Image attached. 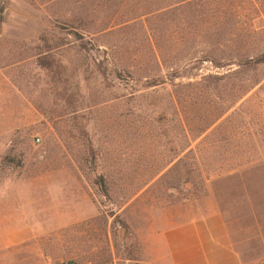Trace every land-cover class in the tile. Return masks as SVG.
Wrapping results in <instances>:
<instances>
[{"label": "rangeland", "instance_id": "1", "mask_svg": "<svg viewBox=\"0 0 264 264\" xmlns=\"http://www.w3.org/2000/svg\"><path fill=\"white\" fill-rule=\"evenodd\" d=\"M0 70V264H264V0H0Z\"/></svg>", "mask_w": 264, "mask_h": 264}, {"label": "crops", "instance_id": "2", "mask_svg": "<svg viewBox=\"0 0 264 264\" xmlns=\"http://www.w3.org/2000/svg\"><path fill=\"white\" fill-rule=\"evenodd\" d=\"M165 241L168 264H245L222 213L174 228L165 234Z\"/></svg>", "mask_w": 264, "mask_h": 264}, {"label": "built area", "instance_id": "3", "mask_svg": "<svg viewBox=\"0 0 264 264\" xmlns=\"http://www.w3.org/2000/svg\"><path fill=\"white\" fill-rule=\"evenodd\" d=\"M38 142H40V140L38 139ZM61 264H79L77 261L75 260H70L67 262H62ZM111 264H118L117 262L111 263Z\"/></svg>", "mask_w": 264, "mask_h": 264}]
</instances>
